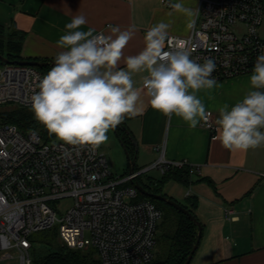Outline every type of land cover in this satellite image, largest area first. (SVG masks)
<instances>
[{
  "label": "built area",
  "instance_id": "1",
  "mask_svg": "<svg viewBox=\"0 0 264 264\" xmlns=\"http://www.w3.org/2000/svg\"><path fill=\"white\" fill-rule=\"evenodd\" d=\"M197 11L189 35L169 36L189 41L199 63L213 59L217 81L252 71L264 54V0H200ZM37 75L46 73L31 64L0 63V108L31 107L30 97L39 91ZM204 125L216 131L212 115ZM154 167L162 175L175 168L189 167L191 175L198 170L163 153L143 169L115 177L99 148L46 140L0 116V260L18 255L21 264H34L31 234L58 225L62 243L94 247L101 264H149L163 210L141 198L136 183ZM65 199L72 204L59 215L56 205Z\"/></svg>",
  "mask_w": 264,
  "mask_h": 264
},
{
  "label": "crops",
  "instance_id": "2",
  "mask_svg": "<svg viewBox=\"0 0 264 264\" xmlns=\"http://www.w3.org/2000/svg\"><path fill=\"white\" fill-rule=\"evenodd\" d=\"M171 2L197 10L200 0ZM77 15L87 21L80 30L92 29L94 34H111L109 25L121 30L135 26L124 57L138 54L145 46L147 30L160 22L170 25L168 34L187 36L193 29L187 27L188 17L169 7V0H0V24L23 36L19 52L24 59H55L64 50L57 41ZM260 33L264 37V21ZM118 68L126 69L124 59ZM251 72L218 80L217 87L197 93L214 122L219 107L234 106L254 90ZM146 74L133 75L136 87ZM141 100L142 113L124 119L132 135L130 156L136 155V166L138 161L148 166L164 153L170 160H187L198 167L188 184L170 179L163 185L165 194L178 193L185 204H194L202 224L191 264H264V145L247 152L229 151L215 139L217 132L203 122L190 128L180 117L168 118L154 110L146 94Z\"/></svg>",
  "mask_w": 264,
  "mask_h": 264
},
{
  "label": "clouds",
  "instance_id": "3",
  "mask_svg": "<svg viewBox=\"0 0 264 264\" xmlns=\"http://www.w3.org/2000/svg\"><path fill=\"white\" fill-rule=\"evenodd\" d=\"M169 7L189 18V29L195 25L197 10L171 0ZM86 22L85 16L77 15L66 24L67 33L57 41L64 50L46 75L35 77L39 91L30 97L31 110L50 135L65 144L95 150L125 117L142 113V94L154 110L168 118L180 117L190 128L209 122L212 113L197 93L218 86L212 76L216 70L213 59L199 63L192 56L190 42L171 38L170 25L164 22L147 30L145 46L138 54L124 57L135 26L121 30L109 25L111 34L94 35L92 29L80 30ZM122 59L126 69L118 68ZM139 73L147 74L136 87L133 75ZM250 84L254 90L234 106L219 107L214 122L215 139L232 152L264 145V54L256 58Z\"/></svg>",
  "mask_w": 264,
  "mask_h": 264
},
{
  "label": "trees",
  "instance_id": "4",
  "mask_svg": "<svg viewBox=\"0 0 264 264\" xmlns=\"http://www.w3.org/2000/svg\"><path fill=\"white\" fill-rule=\"evenodd\" d=\"M6 30L10 33L9 38L4 37V31ZM22 38L23 36L19 35V31L12 30L3 24H0V53L3 55L6 54L5 56L12 60L24 59L19 52ZM16 47L18 48V51H14ZM0 63H3L1 58ZM51 67V64L37 66V68L46 74ZM0 116L12 123L17 124L23 130L28 128H39L41 135L46 140H53L56 138L54 135H50L44 126L35 119L31 107H22L17 105L10 106L6 109L0 110ZM115 130L121 138L127 151L132 153L134 150V143L131 132L126 125L125 120L121 125L116 127ZM137 170H139V168H137L135 164V171ZM141 175H139L137 179L149 191L164 193L163 185L167 181L170 179H175L183 184H188L189 176L191 174L189 167L172 169L162 175L161 181H158L155 187H149L147 184H145ZM140 197L151 199L161 209L164 210V217L161 222V225L165 228L163 232L164 246L162 251L159 252L157 259L153 260L149 264H184L198 238V224L187 214L181 210H178L166 201L159 200L155 197L142 193ZM184 206L189 208L191 212L196 215L192 208L194 207V204H184ZM45 243L48 246V252L42 258L34 260V264H101L97 255L93 251L71 248L62 242L55 243L53 242V237L51 236L46 238Z\"/></svg>",
  "mask_w": 264,
  "mask_h": 264
},
{
  "label": "rangeland",
  "instance_id": "5",
  "mask_svg": "<svg viewBox=\"0 0 264 264\" xmlns=\"http://www.w3.org/2000/svg\"><path fill=\"white\" fill-rule=\"evenodd\" d=\"M4 37H8V38L10 37L9 31L7 30L4 31ZM16 45H13V46H16ZM17 49L18 48L16 47L14 51H18ZM17 106H21V105H17ZM8 107L10 106L1 107L0 110L6 109ZM32 129H35V128H32ZM27 130H30V128L26 129V131ZM35 130L39 131V128H36ZM107 135H108L107 142L102 144L99 147V149L101 152H103L107 156L110 170L115 177L127 176L130 173V163L132 161V158L134 159L136 155L133 154V157L130 156V153L125 148L121 138L119 137L115 129L110 130L107 133ZM137 164H138L137 168L143 169L142 167H143L144 162L138 161ZM141 177H142L143 182L147 184L149 187H155L156 183L158 181H161L162 173L160 172L158 168L154 167V168H151L143 172ZM180 188L184 189L183 186H181ZM171 197L178 200L182 204L186 203L184 196H181L178 193ZM71 204H72L71 199H65L62 202L59 201L56 205L59 215H63L66 208L70 206ZM163 217L164 216H162V218L160 219L159 225L156 231L157 244L154 249L155 257L153 260L157 259V257L159 256V252L162 251L163 246H164L163 232L165 228L161 225ZM49 236L53 237V242L61 243V240L59 238V226L58 225H55L52 228H49L46 230L33 232L31 234V239L34 243L31 249L33 261L42 258L48 252L49 249H48L47 244L45 243V240ZM87 236L89 235L87 234ZM88 251H93L96 254V249L92 246L88 248ZM0 264H21L20 257L18 255H14L12 257L2 259L0 260Z\"/></svg>",
  "mask_w": 264,
  "mask_h": 264
},
{
  "label": "water",
  "instance_id": "6",
  "mask_svg": "<svg viewBox=\"0 0 264 264\" xmlns=\"http://www.w3.org/2000/svg\"><path fill=\"white\" fill-rule=\"evenodd\" d=\"M0 58H1V60L3 62H18V63H24V64H31V65H35V66H44V65H48V64L53 65L54 60H55V59H44V60L17 59V60H12V59L8 58L7 56H5V55H3L1 53H0ZM135 164H136L135 159H132V161L130 163V173L135 172ZM136 186L139 188V190L143 194L148 195V196H152V197H155V198H157L159 200H163V201L168 202L170 205L174 206L178 210H181L182 212L187 214L193 221H195L198 224V227H199L198 238H197L196 243L194 244V246H193V248L191 250V253L189 254L186 262L184 263V264H190L192 259H193V256H194L195 252L197 251V249L199 247V243H200L201 235H202V230H203L202 224L199 221L198 217L193 212H191V210L189 208L184 206V204H182L178 200L174 199L173 197H171V196H169V195H167L165 193H156V192L149 191L139 181H137Z\"/></svg>",
  "mask_w": 264,
  "mask_h": 264
}]
</instances>
